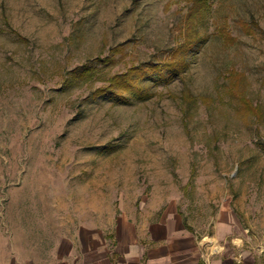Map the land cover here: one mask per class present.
I'll list each match as a JSON object with an SVG mask.
<instances>
[{"label":"rangeland","instance_id":"1","mask_svg":"<svg viewBox=\"0 0 264 264\" xmlns=\"http://www.w3.org/2000/svg\"><path fill=\"white\" fill-rule=\"evenodd\" d=\"M121 220L264 241V0H0L2 247Z\"/></svg>","mask_w":264,"mask_h":264},{"label":"crops","instance_id":"2","mask_svg":"<svg viewBox=\"0 0 264 264\" xmlns=\"http://www.w3.org/2000/svg\"><path fill=\"white\" fill-rule=\"evenodd\" d=\"M173 228L164 220L140 227L121 220L108 243L97 230L83 227L74 244L79 248L76 256L70 248L57 261L45 263L8 255L0 243V264H264V241L248 237V229L231 240L232 230H217L208 244L185 232L184 226H177L178 235Z\"/></svg>","mask_w":264,"mask_h":264},{"label":"trees","instance_id":"3","mask_svg":"<svg viewBox=\"0 0 264 264\" xmlns=\"http://www.w3.org/2000/svg\"><path fill=\"white\" fill-rule=\"evenodd\" d=\"M130 86V85H129ZM134 87V86H133ZM135 88V87H134ZM139 90V89H138ZM105 92H106V90H105ZM112 93V92H111Z\"/></svg>","mask_w":264,"mask_h":264}]
</instances>
